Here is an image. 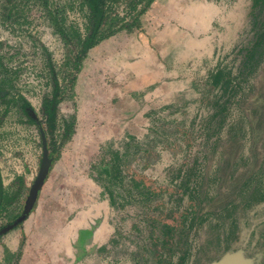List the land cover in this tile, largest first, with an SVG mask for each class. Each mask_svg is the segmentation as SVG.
<instances>
[{"label": "rangeland", "instance_id": "obj_1", "mask_svg": "<svg viewBox=\"0 0 264 264\" xmlns=\"http://www.w3.org/2000/svg\"><path fill=\"white\" fill-rule=\"evenodd\" d=\"M155 1L73 70L50 17L58 10L64 28L84 29L79 0H0V176L11 198L0 226L38 175L43 129L51 158L27 217L0 236V264H205L237 249L264 264V55L230 97L209 77L237 73L256 43L251 14L264 10L254 0H160L151 10ZM48 61L63 97L52 122L42 112ZM107 167L127 175L125 189L157 197L135 193L115 208ZM164 223L177 227L170 240Z\"/></svg>", "mask_w": 264, "mask_h": 264}, {"label": "trees", "instance_id": "obj_2", "mask_svg": "<svg viewBox=\"0 0 264 264\" xmlns=\"http://www.w3.org/2000/svg\"><path fill=\"white\" fill-rule=\"evenodd\" d=\"M152 1L153 0H123L126 6L124 5V7L121 8V11H123L124 9V13L120 15V12L119 10H117V7L122 4L121 1L79 0L80 7L84 9L83 17L85 20V25L84 29L82 28V30H79V28L75 25L74 22H71L72 24L69 25V28H64V25L62 26V24L58 21V17L56 15L58 14V10H55L54 13L51 14L52 18L50 17V19L51 22H54L57 31L60 33L62 40L65 41V44L69 49L68 60L72 65V69L77 70L86 52L91 47L98 44L101 40L105 39L111 34L116 33L117 31L121 30V28L123 29V27L128 30L131 27L137 25L139 15L148 7V5ZM259 1V4H261V9L264 10V0H254V7L258 5ZM44 3L47 4L48 0H44ZM127 17H129L130 19L128 21H123ZM251 24L252 30L255 31L254 41L256 43L253 45L252 49H246V52L243 53V58L242 61H240L237 73L233 75L230 70L227 71V69H223L222 67H217L214 71L210 72L209 77H212V86H217V88L222 90L221 97H223L224 95L230 97V93L236 92L239 86H241V80H246L245 76H248L249 74L247 69H249L250 71L255 62L256 65H258V58L264 55V51L261 50V47H264V34L261 33V30L264 29V13L262 16H259V14L252 13ZM242 52V48H240L238 50V54ZM48 67L50 68V72L52 74L54 86L51 97H45L43 99L42 112L46 115V121L52 122L56 115L57 104L63 99V97L60 94V92H62V86H60L61 84L59 82V79H57L56 77V71L54 70L53 65L50 61H48ZM72 81L73 77H70L68 82L72 83ZM227 101L228 99L225 102ZM216 103H219V101L216 100L215 104ZM218 106L225 109V106L223 104H219ZM23 107H25L24 113H26L27 117L31 121L37 122L36 119H34L33 117V111L30 106V103L25 99L23 100ZM39 128L41 130L43 129L41 126ZM43 133L46 136V130L43 129ZM52 155L53 154L51 153L50 156L52 157ZM122 172L123 171L119 170L117 167L112 168V170L107 167L101 172L105 173V178L109 182L106 185L104 184L103 188L105 193L108 195L110 204L115 208H120L124 204L123 202H121L123 200L130 206L135 204V201H133L134 199H139L140 197H148L143 202H152V199L156 196V194L152 192L153 190L151 188L150 190H148V188L137 184L136 186L139 187V189H136V192H132L129 188L125 189L124 185H129L131 183L127 175L124 172V174H122ZM133 180L137 181L134 178ZM135 193L137 196L135 195ZM134 195L135 198L133 199L132 196ZM150 195H154L151 196L152 199L149 197ZM15 196L16 194L14 196L12 195V201L14 200ZM10 201L11 198L7 193L4 192L0 176V212L3 207L6 206V204H9ZM25 201L26 199L24 200L20 213H17L16 215L13 214L11 221H9L3 226H0V236L3 233V230L6 229L8 231L9 229L18 227L22 224V221L27 216V214H24ZM162 227L165 229L163 233L165 235L169 234V240L171 239V235L174 234L177 230V227L174 224L164 223ZM185 231L186 229L183 226L182 232ZM182 235H184V233H182ZM182 251L183 253L181 255V263L188 255L186 249L182 248Z\"/></svg>", "mask_w": 264, "mask_h": 264}, {"label": "water", "instance_id": "obj_3", "mask_svg": "<svg viewBox=\"0 0 264 264\" xmlns=\"http://www.w3.org/2000/svg\"><path fill=\"white\" fill-rule=\"evenodd\" d=\"M42 138H43L42 160L38 175L29 189V193L25 201L24 214H28V212H30V210L32 209L51 165V158L48 155V149L44 134H42ZM5 230H3V232ZM205 264H253V260L249 257H246L241 250L237 249V250H232L230 252H226L223 255H221L219 258Z\"/></svg>", "mask_w": 264, "mask_h": 264}, {"label": "crops", "instance_id": "obj_4", "mask_svg": "<svg viewBox=\"0 0 264 264\" xmlns=\"http://www.w3.org/2000/svg\"><path fill=\"white\" fill-rule=\"evenodd\" d=\"M160 0H157V1H155L154 3H153V5L151 6V10L158 4V2H159Z\"/></svg>", "mask_w": 264, "mask_h": 264}, {"label": "bare ground", "instance_id": "obj_5", "mask_svg": "<svg viewBox=\"0 0 264 264\" xmlns=\"http://www.w3.org/2000/svg\"><path fill=\"white\" fill-rule=\"evenodd\" d=\"M26 217H27V216H26ZM26 217H25V218H26ZM25 218H24V219H25ZM75 225H76V224H73L72 226L75 227Z\"/></svg>", "mask_w": 264, "mask_h": 264}]
</instances>
